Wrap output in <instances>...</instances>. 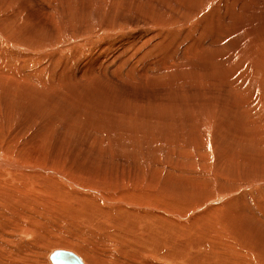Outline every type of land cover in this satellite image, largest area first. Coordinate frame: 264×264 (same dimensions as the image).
<instances>
[{
    "label": "rangeland",
    "instance_id": "rangeland-1",
    "mask_svg": "<svg viewBox=\"0 0 264 264\" xmlns=\"http://www.w3.org/2000/svg\"><path fill=\"white\" fill-rule=\"evenodd\" d=\"M208 1L0 0V58L2 57L0 70L2 69L4 72L13 71V65L15 66L17 62L23 70L18 71L20 69L14 67L16 70L9 74L10 77H3V86L5 88L7 85L9 87H21L22 84L25 83L26 85L27 83L26 86L32 94L30 97V92L26 88L27 90H24L26 99L21 97L22 92L13 90L10 92V96L13 97H6L3 100L0 93V159H9L8 161L12 162L16 159L13 162L14 165L15 163L16 165L25 164L22 158H25L27 162L33 160L39 165L26 163L27 171L32 173L45 172L38 168L41 163H44L64 171L70 177H74V181L77 183L79 181L82 184H95V187L101 191V196H94L96 202L98 201L102 207L104 198L110 200L107 193L110 191L113 195L115 194L113 192L115 188H108L111 186L116 187V189L124 187L125 190L133 188L135 191H144V187H149L150 190L147 188L149 190L147 197L136 198L135 201L137 203H154L169 212L181 208L182 201L179 203L177 200L179 204L174 201L178 197L184 198L188 194L194 197L197 192L210 194L214 193L216 188L215 192L223 190L224 195L227 196L233 193L232 190L238 189L239 191L234 195L227 196L229 210L225 209V213L232 220L224 226L225 234L221 239V245L235 254L249 255L247 257L253 260L257 250L264 252V163L261 161V157L259 161L256 159V157L259 158L258 156L264 154V132L261 130L264 129V92L255 91V88L256 90L257 88L264 90L262 89L264 88V62L259 61L261 68H256V70L249 64H242L238 69L239 65L236 66L238 60L235 57L255 49V52L260 51L264 54V0H210L213 6L211 8L206 6L205 10L204 7ZM212 10L214 11L212 12ZM151 12L155 13V16L151 15L152 18L154 17L155 25L152 24V18L148 16ZM156 14L161 21L165 18L167 20L160 21V24L159 20H155ZM193 17L196 18V22L190 24L189 22ZM171 19L172 21H170ZM106 21L111 22V25ZM104 24L112 28H107L105 27L107 25ZM175 26L179 28L178 36L176 34L178 29ZM181 28L183 29L181 30ZM191 28L192 30H190ZM198 34L199 37H197ZM191 36L195 42L190 39ZM183 40L185 41L183 42ZM196 42L200 44L198 45ZM209 43H214V46ZM202 44L204 47L194 48ZM250 45L254 48L249 49ZM138 47L141 49H136ZM208 47L210 50L214 48V56L217 57L218 61H224L226 65L232 60V63L235 62L234 64L230 63L231 66L229 64L226 66H230L228 69L233 67L232 69L235 71L233 73L229 69L230 73L227 72L226 74L235 77L233 85L227 81L225 83L219 80L220 77L214 75L216 69L210 65V55L207 51H205V57H208V64H201L200 60H198L199 62L195 60L197 59V51L201 54ZM220 51L224 54L227 52L225 56L223 55L224 58L221 57L223 53ZM230 52L234 53L231 54ZM53 69L65 70L70 74V79H66L64 82L57 78L54 79L56 82L48 81L49 77H54L50 76ZM86 69L94 71L91 77L82 76L84 72L87 73ZM182 70L185 71L186 77H175ZM37 71L38 74H36ZM23 72L31 74L30 82L27 81L29 78L24 76ZM53 74L55 75V73ZM192 74L195 80L191 79L194 77L187 79ZM208 75H210L209 78H207ZM242 75L247 81L241 79L242 77L237 78V76ZM64 76L62 75V77ZM250 77L252 81L249 80ZM242 81L245 82L242 83L243 85L241 84ZM250 85L253 86V89H250ZM236 86L240 87H237L239 90ZM230 87H233L232 89L237 91L239 96L234 94L232 89L228 91ZM245 87H248V90ZM5 88L1 92H8ZM242 92L245 98L250 95L252 100L249 97L247 101H242L244 100L242 99L244 97L241 96ZM233 94L238 98L242 97L243 103L239 100L241 103L236 104V107L239 106L238 108L235 107L238 99ZM71 95L76 96L79 100ZM227 96L230 98V102ZM214 97L218 101L213 104ZM249 100L252 102L250 101V103ZM47 101L52 102L51 106H47V108L50 107L48 109L43 106ZM226 101L228 102L226 103ZM230 103H234V105ZM207 104L211 106H206ZM246 104L250 105L246 107ZM201 106L205 107L201 108ZM58 108H63V110H58ZM240 108L244 110L250 108V110L247 111L246 109L245 113L243 112L244 116L247 115L246 118H239L238 116L236 120L235 115L242 113ZM209 109L217 112L210 115L212 117L210 121L208 119ZM234 110L238 111L239 114H236L237 112ZM232 112L233 114L235 112V115ZM136 113L137 116L134 117ZM141 113L143 115L149 114V117L144 116V119ZM195 114L198 117H195ZM107 116H112L111 119L115 117L113 124L122 118L119 121L122 123L119 124L122 130L115 129L108 121ZM126 116H131L135 120L131 117V119L126 118ZM260 116L262 117L261 123L260 121L259 124L254 123V118L259 119ZM122 120L126 121L127 125ZM145 124L147 125L145 126ZM149 130H153L155 133L161 131L163 136L153 138L154 136L147 132ZM241 130H246L245 134L243 133L246 139L252 135L250 139L248 138L249 141L243 138ZM253 131L256 132H254L255 135L252 134ZM258 131H262L261 134ZM129 133L131 134L129 135ZM119 134L121 135L120 138ZM250 140L256 143L254 144ZM217 141L222 144L219 143V146ZM146 148L149 151L145 150ZM9 151L22 158L18 155L13 156V154L6 156ZM30 165L37 167V169L31 168ZM38 173L33 174V176L37 177ZM64 176V179L58 177L63 179L64 183L67 181L68 186H72L69 184L71 180L66 178L67 175ZM254 177L257 178L255 181H253ZM246 179L247 181H245ZM31 206L32 203H30ZM205 208L207 209L208 206L201 207V211H205ZM42 212L39 211L37 215L32 213L34 218L30 219L32 214L27 216V219L20 217L22 223L27 222V225L32 223L34 227L37 225L38 231L42 232L41 234L37 233V235L36 232L29 235H21L19 231L15 232L17 239L13 242V251L11 252L13 255H17L18 252L27 250L26 259L23 260L22 264H49L48 255L53 249L51 247H56V244L59 243L57 240L65 236L71 229H75L70 222L64 223L66 221H60V219L55 222L56 218ZM120 212L129 213L131 211L129 208H121ZM135 217L147 220L149 215L141 211L136 213ZM42 223L44 226L46 225V229ZM62 224L64 225L61 226ZM82 235L86 242L90 244L93 242L98 247L105 258L104 264H174L168 263L164 259V256L174 255L170 244L164 247L163 244H157L155 241L157 246H153L154 243L151 244V242L148 247L140 243L129 248L122 241L114 240L108 235L105 237L102 234L90 232ZM76 238L78 239V237ZM46 240L47 242H45ZM177 240L183 241V238L180 237ZM50 241L53 243L47 246ZM77 242L79 243V240ZM249 242L254 244L256 250L251 246L252 250L247 251ZM202 243L208 242L202 240ZM258 246L262 248H258ZM149 249L150 252L148 253L147 250ZM143 251L147 255L146 257ZM112 259L115 260L112 261ZM0 264L11 263L2 260L0 257Z\"/></svg>",
    "mask_w": 264,
    "mask_h": 264
},
{
    "label": "bare ground",
    "instance_id": "bare-ground-1",
    "mask_svg": "<svg viewBox=\"0 0 264 264\" xmlns=\"http://www.w3.org/2000/svg\"><path fill=\"white\" fill-rule=\"evenodd\" d=\"M4 1V0H3ZM214 1V0H212ZM102 2V1H101ZM214 3V2H213ZM52 4V3H51ZM205 4V3H204ZM53 5V4H52ZM206 6L207 8L208 7H212L213 5L211 4L210 0L206 3L205 5V10H206ZM202 7V5H201ZM215 7V6H214ZM218 7V6H217ZM96 8V7H95ZM44 10V9H43ZM215 10V9H214ZM212 10V12L214 11ZM47 12V11H46ZM49 12V11H48ZM47 12V13H48ZM209 12V11H207ZM216 12V11H215ZM51 13V12H50ZM53 13V12H52ZM158 13V12H157ZM162 13V12H161ZM182 13V12H181ZM155 14V13H154ZM153 12L150 13V16L153 15ZM164 14V13H162ZM161 14V15H162ZM201 14V13H200ZM52 15V14H51ZM68 15V14H67ZM157 15V14H156ZM185 15V14H184ZM215 15V14H214ZM217 15V14H216ZM143 16V15H142ZM159 16H160V13H159ZM165 16H166V13H165ZM53 17V16H51ZM77 17V16H76ZM173 18V16H171ZM45 18V17H44ZM96 18V17H95ZM152 18V17H151ZM150 18V19H151ZM154 18V17H153ZM153 18L151 19L153 21ZM164 18V17H163ZM166 18L168 19L169 17L166 16ZM165 18V19H166ZM15 19V18H14ZM64 19V18H63ZM162 19V17H161ZM165 19H162V21L158 18V15H157V18H155V20H159V22H163ZM166 19V20H167ZM174 19V18H173ZM179 19V18H178ZM185 19V18H184ZM200 19V18H198ZM49 20V19H48ZM145 20V18H144ZM169 20V19H168ZM177 20V19H176ZM182 20V19H181ZM101 21V20H100ZM112 21V20H111ZM114 21V20H113ZM112 21V22H113ZM172 21V19L170 20ZM175 21V19H174ZM208 21V19H207ZM210 21V20H209ZM51 22V21H50ZM83 22V21H82ZM108 23V21H106ZM141 22V21H140ZM143 22V21H142ZM151 22V21H150ZM160 22V24H161ZM189 22V21H188ZM193 22H196V18L193 17L191 20H190V24H192ZM52 23V22H51ZM111 23V22H110ZM110 23H108L109 25H111ZM147 23V22H146ZM149 23V21H148ZM166 23V22H165ZM172 23V22H171ZM170 23V24H171ZM208 23V22H206ZM205 23V24H206ZM49 24V23H48ZM112 24H117V23H112ZM152 24L155 25L154 21L152 22ZM158 24V26L160 25ZM209 24V23H208ZM53 25V24H52ZM104 25H107V24H104ZM103 25V26H104ZM105 26V27H111V26ZM157 25V24H156ZM162 25H166V24H162ZM182 25V24H181ZM194 25V24H193ZM203 25V24H202ZM93 26V25H92ZM207 26V25H206ZM205 26V27H206ZM226 26V25H225ZM41 27V26H40ZM65 27V26H64ZM99 27V26H98ZM114 27V26H113ZM161 27V26H159ZM158 27V28H159ZM176 27V26H175ZM186 27V25H185ZM192 27V26H191ZM208 27V26H207ZM102 28V27H101ZM112 28V27H111ZM178 29V31H176V34L179 32V28L176 27ZM189 28V27H188ZM188 28L187 31H188ZM18 29V28H17ZM84 29V28H83ZM96 29V28H95ZM98 29V28H97ZM96 29V30H97ZM100 29V28H99ZM160 29V28H159ZM174 29V28H173ZM183 28H181L182 30ZM194 29V27H193ZM204 29V28H203ZM232 29V28H230ZM155 30V29H154ZM158 30V29H157ZM176 30V29H174ZM192 30V28L190 29ZM196 30V29H195ZM221 30V29H220ZM18 31V30H17ZM186 31V30H185ZM250 31V30H249ZM76 32V31H75ZM202 32V31H201ZM200 32V33H201ZM215 32V31H214ZM221 32V31H220ZM227 32V31H226ZM74 33V32H73ZM81 33V32H79ZM84 33V32H83ZM89 33V32H88ZM191 33V32H190ZM218 33V32H216ZM249 33V32H248ZM6 34V33H5ZM66 34V33H65ZM71 34V33H70ZM107 34V33H106ZM189 34V32H188ZM221 34V33H220ZM223 34V33H222ZM3 35V34H2ZM55 35V34H54ZM78 35V34H77ZM183 35H186L183 33ZM201 35V34H200ZM35 36V35H34ZM178 36V34H177ZM224 36V34H223ZM226 36V35H225ZM253 36V35H252ZM184 37V36H183ZM193 36H191V40L194 41V38L192 39ZM197 37H199V34L197 35ZM213 37V36H212ZM257 37V36H256ZM19 38V37H18ZM94 38V37H93ZM109 38V37H108ZM181 38V37H180ZM184 38H187V37H184ZM219 38H222L221 36H219ZM225 38V37H224ZM47 39V38H46ZM45 39V40H46ZM49 39V38H48ZM183 39V38H182ZM181 39V40H182ZM215 39V38H214ZM197 40V39H196ZM18 41V40H17ZM35 41V40H33ZM82 41V40H81ZM98 41V40H97ZM111 41V40H110ZM185 40H183L184 42ZM220 41V40H219ZM30 42V41H28ZM38 42V41H36ZM34 42V43H36ZM192 42V41H191ZM195 42V41H194ZM26 43V42H25ZM33 43V44H34ZM49 43V42H48ZM188 43V42H187ZM215 43V42H214ZM213 43V44H214ZM255 43V42H254ZM253 43V44H254ZM38 44V43H36ZM94 44V43H93ZM191 44V43H190ZM196 44H198L196 42ZM200 44V43H199ZM198 44V45H199ZM209 44H212V43H209ZM212 44V45H213ZM216 44V43H215ZM252 44V43H251ZM54 45V44H53ZM107 45V44H106ZM192 45V44H191ZM255 45V44H254ZM1 46V45H0ZM150 46V45H149ZM188 46V44H187ZM196 46V45H195ZM214 46V45H213ZM33 47V46H32ZM128 47V46H127ZM204 47V44L200 45V46H196L194 48H202ZM225 47V46H224ZM253 47V46H252ZM251 45L249 47L252 48ZM68 48V47H67ZM130 48V47H129ZM128 48V49H129ZM222 48V47H221ZM247 48V47H246ZM245 48V49H246ZM254 48V47H253ZM257 48V47H256ZM111 49V48H110ZM132 49V47L130 48ZM136 49H141V48H136ZM209 49V50H208ZM214 49V48H213ZM211 49L208 47L206 48L201 54H199V52L197 51V59L195 60H200L201 64H208V57L206 58L205 55H206V52L207 51L210 55V58H209V63L210 65H212L215 69H216V72L214 73L215 76L217 77H220L219 80L223 81L226 83V81L228 83H230L231 85H233V80H235V77L234 76H230V75H226L227 72L228 74L230 73L229 72V69L232 70V72L234 73L235 71H233L234 69L232 68H229L231 65L230 63L233 62V60L228 64L230 66L226 67L227 65L224 64V61H218L217 57L214 56V50ZM248 49V50H249ZM259 49V48H258ZM257 49V50H258ZM97 50V49H96ZM138 50V51H139ZM146 50V49H144ZM228 50V48H227ZM233 50V49H232ZM247 50V49H246ZM129 51V50H128ZM136 52V50H134ZM156 51V50H155ZM226 50L224 49V52ZM230 51V49L228 50ZM255 50H251V51H248L247 53L245 54H242V55H239V57H234L237 58V67L239 65V68L240 69V66L242 64H249V66L251 65V67L256 70V68H261V65H260V62L259 61H263L264 62V54L263 53H260V51H257L255 52ZM132 52V50H131ZM147 52V50L145 51ZM144 52V53H145ZM221 52V51H220ZM235 52V50H234ZM234 52H230L231 54H233ZM262 52V51H261ZM77 53V52H76ZM148 53V52H147ZM146 53V54H147ZM158 53V52H157ZM223 53V52H221ZM227 53V52H226ZM225 53V54H226ZM101 54V53H100ZM131 54V53H130ZM141 54V53H140ZM143 54V53H142ZM225 54L223 53L221 57L224 58ZM161 55V54H160ZM224 55V56H223ZM22 56V55H21ZM58 56V55H57ZM56 56V57H57ZM135 56L134 52H133V57ZM145 56V55H144ZM238 56V54H237ZM143 57V56H142ZM233 57V56H232ZM2 58V57H1ZM0 58V59H1ZM136 58V57H135ZM141 58V57H140ZM139 58V59H140ZM49 59V58H48ZM230 60V59H229ZM19 61V60H18ZM23 62V61H22ZM125 62V61H124ZM199 62V61H198ZM4 63V66H5V59L3 61ZM56 63V62H55ZM235 63V62H234ZM232 63V64H234ZM18 64V65H17ZM54 64V63H53ZM243 65V66H244ZM2 66V65H0ZM132 66V65H131ZM235 66V65H234ZM235 66V68L237 69V67ZM248 66V65H247ZM246 66V67H247ZM12 67V66H11ZM10 67V69H11ZM14 67H18V71H23L21 70L22 69V66H20V64L17 62L16 65L14 66L13 65V71L11 70H7L8 72H4L2 69L0 70V93H1V98L4 100L6 97H11L10 95V92H12L13 90L16 91V92H22L20 95H22L21 97H25V89L27 88V83L25 85L22 84L21 87H16V86H12V87H9V85H5L6 88L3 86V77H10L9 74H11L12 72H14V70H16V68ZM49 67V66H48ZM57 67V66H56ZM55 67V68H56ZM59 67V66H58ZM130 67V66H129ZM151 68V65L149 66ZM1 68V67H0ZM148 68V69H150ZM251 68V69H252ZM235 69V70H236ZM257 69V70H258ZM87 70V69H86ZM147 70V69H146ZM230 70V71H231ZM244 71V69H242ZM246 70V69H245ZM248 70V68H247ZM39 71V70H38ZM37 71L36 74H38L39 72ZM57 69H53L51 70V75L50 76H54V77H49V80L50 82H54L57 79L61 80V82L65 81L66 79H70V74H68L65 70H62V71H57ZM85 71V70H84ZM238 71V70H237ZM249 71V70H248ZM260 71V70H259ZM262 71V70H261ZM253 72V71H252ZM32 73V72H30ZM55 73V75L53 74ZM66 73H67V76H66ZM94 73L93 70H87V73L84 72L82 76H92ZM244 73V72H242ZM246 73V71H245ZM24 76L28 77L29 79L27 80L28 82H30V76L31 74H26L24 73ZM22 74V75H23ZM241 74V73H240ZM250 73H248L249 75ZM254 74V73H253ZM259 74V73H258ZM62 75H65L64 77H62ZM147 75V74H146ZM246 75V77L248 76ZM81 76V75H80ZM184 76L186 77V73L184 70H182L178 75H176L175 77H182L184 78ZM250 76V75H249ZM66 77V78H65ZM89 77V78H90ZM146 77V76H145ZM191 77H194L193 74L192 75H189L187 79H190ZM210 75H208L207 78H209ZM214 77V76H213ZM216 77V78H217ZM238 77H242L241 79H245L243 78L244 76H237ZM62 78H65L64 80ZM248 78V77H247ZM255 78V77H254ZM5 79V78H4ZM26 79V78H25ZM25 79L23 81H25ZM48 79V78H47ZM46 79V80H47ZM55 79V80H54ZM81 79V78H80ZM191 79H194L195 80V77L194 78H191ZM240 79V80H241ZM252 78L250 77V81ZM6 80V79H5ZM45 80V79H44ZM45 80V81H46ZM216 80V79H215ZM247 81V79H245ZM95 81V80H94ZM191 81V80H190ZM204 81V80H203ZM209 81V80H208ZM208 81H207V85H208ZM16 82V81H15ZM18 82V81H17ZM41 82L44 84V82L41 80ZM56 82V81H55ZM201 82V81H200ZM206 82V80H205ZM204 82V83H205ZM210 82V81H209ZM212 82V81H211ZM220 82V81H219ZM244 81L241 82V84L243 83ZM264 82V81H263ZM22 83V82H20ZM203 83V84H204ZM218 83V82H217ZM225 83H223L225 85ZM235 83V82H234ZM245 83V82H244ZM243 83V84H244ZM261 83V82H260ZM202 84V82H201ZM229 84V85H230ZM242 84V85H243ZM247 84V83H246ZM249 84H252V82ZM17 85V84H16ZM45 85H46V82H45ZM215 85V84H214ZM237 85V84H236ZM29 86V84H28ZM202 86V85H201ZM222 86V85H221ZM240 86V84H239ZM239 86H236L239 87ZM261 86V85H260ZM50 87V86H49ZM235 87V86H234ZM242 87V86H241ZM249 87V86H248ZM248 87L246 88V90H248ZM253 86L250 85V89H253L252 88ZM263 87V86H262ZM3 88L7 89L8 92H1V90H3ZM217 88V87H216ZM219 88V87H218ZM233 88V87H232ZM231 87L228 88V91H231L232 89ZM235 88V89H236ZM240 88V87H239ZM239 88H237L239 90ZM243 88V87H242ZM241 88V89H242ZM255 88V87H254ZM28 89V88H27ZM26 89V90H27ZM264 89V88H262ZM46 90V89H45ZM233 90V89H232ZM245 90V91H246ZM6 91V90H5ZM27 91L30 92V90L28 89ZM26 91V92H27ZM234 91V90H233ZM244 91V90H243ZM250 91V90H249ZM252 92H254V90H251ZM255 91H260L261 93L264 92V90H261L260 88H255ZM80 92V91H79ZM235 92V91H234ZM232 92V93H234ZM14 93V92H13ZM33 93V92H32ZM218 93V92H217ZM229 93V92H227ZM259 93V92H258ZM258 93H256L257 95H259ZM220 94V92L218 93ZM234 94H238L237 91L234 93ZM233 94V95H234ZM244 94L243 92L241 93V96L244 97ZM15 95V94H13ZM31 92H30V97L31 96ZM73 95V94H72ZM71 95V96H72ZM225 94H223L224 96ZM232 95V94H231ZM234 95V97L236 98L237 96ZM36 96V95H35ZM42 96V95H41ZM219 96V95H217ZM229 96V95H228ZM227 96V97H228ZM239 96V94H238ZM240 96V98H236L238 99L235 103V107H236V104L238 105V103L242 100V101H247V98L251 99V96L249 95L246 96L247 98H242ZM254 96V95H253ZM13 97V96H12ZM11 97V98H12ZM29 97V98H30ZM34 97V96H33ZM73 98L77 99L76 96H72ZM222 97V96H220ZM225 97V96H224ZM233 97V96H232ZM231 97V99H233ZM15 98V96H14ZM17 98V96H16ZM80 98V97H79ZM215 98V97H214ZM223 98V97H222ZM229 98V97H228ZM234 98V99H235ZM242 98V99H241ZM253 98V97H252ZM27 99V98H26ZM35 99V98H34ZM42 99V98H41ZM40 99V100H41ZM235 99V100H236ZM256 99V98H255ZM262 99V98H261ZM10 100V99H9ZM12 100V99H11ZM29 100V99H28ZM36 100V99H35ZM34 100V101H35ZM37 100H38V97H37ZM79 100V99H77ZM214 100V99H213ZM224 100V99H223ZM227 100V98H226ZM240 100V101H239ZM252 100V99H251ZM249 100V102L251 101ZM73 101V100H72ZM218 100H216L215 98V101L212 102L213 104L215 102H217ZM222 101V100H221ZM220 101V102H221ZM230 98H229V102H230ZM241 101V102H242ZM18 102V101H17ZM50 102V101H49ZM47 101V103H44L43 106L48 109L50 107L47 108V106H51L52 105V102L49 103ZM70 102V101H68ZM228 101H226L227 103ZM240 102V103H241ZM252 102V101H251ZM250 102V103H251ZM24 103V102H23ZM67 103V102H66ZM128 103V102H126ZM225 103V102H224ZM243 103V102H242ZM36 104V103H35ZM105 105L107 103H104ZM111 104V103H110ZM204 104V103H203ZM230 104H233L234 103H230ZM42 105V104H40ZM103 105V104H102ZM126 105V104H125ZM211 106L210 104H207L206 106ZM226 105V104H224ZM241 105V104H240ZM247 105L249 106L250 104H246V107ZM60 106V105H59ZM68 106V105H67ZM104 106V105H103ZM227 106V105H226ZM230 106V105H229ZM12 107V106H11ZM56 107V106H54ZM52 107V108H54ZM109 107V106H108ZM202 107H205V106H201ZM239 107V106H238ZM236 107V108H238ZM243 107V106H242ZM245 107V105H244ZM252 107V106H251ZM43 108V107H41ZM51 108V109H52ZM64 108V107H63ZM63 108H58V110H63ZM129 108V107H128ZM198 108H199V104H198ZM207 108V107H206ZM205 108V110H206ZM215 108V107H213ZM234 108V107H233ZM234 108V109H236ZM40 109V108H39ZM51 109H49L51 111ZM107 109V108H106ZM124 109H127V108H124ZM200 109V108H199ZM228 109H231V107ZM241 109V114L238 113V111H235L237 112L236 114H239V115H235V112L233 115H235V119L237 120V117L239 116V118H246L245 116L247 115H243V112L245 113V110L247 109H243V108H240ZM56 110V111H58ZM90 110V109H89ZM100 110V109H99ZM138 110V109H137ZM204 110V109H203ZM210 110V109H209ZM233 110V109H232ZM239 110V109H238ZM244 110V111H243ZM250 110V108H249ZM247 109V111H249ZM263 110V109H262ZM53 111V110H52ZM66 111V110H65ZM98 111V109H97ZM96 111V112H97ZM101 111V110H100ZM104 112H106L105 110H103ZM111 111V110H110ZM130 111V110H129ZM246 111V113H248ZM54 112V111H53ZM132 112V111H131ZM169 112V111H168ZM203 112V111H202ZM216 111H211L208 112L209 114V121L210 119L212 118L210 115H212V113L215 114ZM133 113V112H132ZM130 113V114H132ZM145 113V112H144ZM154 113V112H153ZM204 113V112H203ZM217 113V112H216ZM221 113V112H220ZM19 114V113H18ZM60 114V113H59ZM90 114V113H89ZM134 114V113H133ZM132 114V115H133ZM142 114V113H141ZM199 114V113H198ZM232 114H231V119H232ZM250 114V112H249ZM252 114V113H251ZM114 115V113H113ZM116 115V114H115ZM122 115V114H121ZM126 115V114H125ZM143 115V114H142ZM196 115V116H195ZM194 116L195 117H198L197 114H195ZM230 115V114H229ZM137 116V113L136 115H134V117ZM146 116V117H149V114H145L143 115V117ZM98 117V116H97ZM108 117V121L111 122V125L115 128V129H118V130H122V128H120L119 124V121H121L120 119L122 118H118L119 121L117 120L116 121V124H113L115 123L113 120H115V117L113 119H111V117L107 116ZM123 118H125V116H122ZM129 118L131 119L132 117L131 116H126V118ZM131 117V118H130ZM139 117H142V116H139ZM214 117V116H213ZM161 118V117H159ZM181 118V117H180ZM188 118V117H187ZM220 118V117H219ZM238 118V119H239ZM262 117L260 116L259 119H255L254 118V123L256 124H259L258 122L260 121L261 123V119ZM37 119V118H36ZM66 119V118H64ZM98 119H100L98 117ZM133 119V118H132ZM145 119V117H144ZM195 119V118H194ZM207 119V118H206ZM207 119V120H208ZM215 119V118H214ZM124 120H128V119H124ZM135 120V119H133ZM138 120V119H137ZM140 120V119H139ZM142 120V119H141ZM140 120V121H141ZM193 120V119H192ZM228 120V119H227ZM97 121V120H96ZM102 121V120H101ZM123 121V120H122ZM162 121V120H161ZM218 121V120H217ZM229 121H230V118H229ZM48 122V121H47ZM126 122V121H125ZM123 121V123H125ZM128 122V121H127ZM198 124L199 122L196 121ZM26 123V122H25ZM140 123V122H139ZM138 123V124H139ZM166 123V122H165ZM205 123V122H204ZM263 123V122H262ZM122 124V123H121ZM126 124V123H125ZM136 124V123H135ZM196 124V123H195ZM201 124V123H200ZM228 124V123H227ZM127 125V124H126ZM147 124H145L146 126ZM151 125V124H150ZM194 125V124H193ZM234 125V124H232ZM241 125V124H240ZM110 126V125H109ZM111 126V127H112ZM201 126V125H200ZM257 126V125H256ZM25 127V126H24ZM129 127V126H127ZM150 127V126H149ZM157 127V126H156ZM210 127V126H209ZM247 127V126H246ZM132 128V127H131ZM134 128V126H133ZM132 128V129H133ZM140 128V127H139ZM145 128V127H144ZM147 128V127H146ZM242 128H244L242 126ZM107 129V128H106ZM142 129V128H140ZM159 129V127H158ZM161 129V128H160ZM190 129V128H189ZM217 129V128H216ZM241 129V128H240ZM248 129V128H247ZM250 129V128H249ZM255 131H256V127L254 128ZM253 129V130H254ZM128 130V129H127ZM227 130V129H226ZM263 130L264 132V129H261ZM108 131H109V128H108ZM113 131V129H112ZM116 131V130H115ZM126 131V130H124ZM129 131V130H128ZM144 131V130H143ZM163 131V130H162ZM194 131V130H193ZM218 131V130H217ZM220 131V130H219ZM242 131V134L245 131L241 130ZM252 131V130H251ZM252 132V134H254V132ZM130 132L131 129H130ZM134 132H137L134 130ZM147 132H150V134H152L154 137L153 138H160L163 136V132L159 131L158 133H155L153 130H149ZM146 132V133H147ZM157 132V131H156ZM221 132V131H220ZM248 132V130H247ZM257 132V131H256ZM255 132V133H256ZM259 132V131H258ZM262 132V131H260ZM259 132V134H261ZM111 133V132H110ZM115 133V132H114ZM141 133H142V130H141ZM165 133H167L165 131ZM164 133V134H165ZM187 133V132H186ZM222 133V132H221ZM251 134V132H249ZM40 134V133H39ZM113 134V132H112ZM116 134V133H115ZM118 134V132H117ZM131 133H129L130 135ZM139 134V133H137ZM158 134V135H157ZM206 134V133H205ZM212 134V133H211ZM240 134V133H238ZM240 134V135H242ZM245 134V133H244ZM244 134H243V138H245V140H247L248 138L250 139V137H252V135L249 137H244ZM9 135V134H8ZM120 135V134H119ZM125 135V134H124ZM128 135V134H127ZM128 135V136H129ZM146 135V134H145ZM168 135V134H167ZM218 135V134H217ZM255 135V134H254ZM41 136V134H40ZM117 136V135H116ZM115 136V138H116ZM179 136V135H178ZM210 136V135H209ZM246 136H248L246 134ZM261 136V135H260ZM262 136H263V133H262ZM261 136V137H262ZM43 137V136H42ZM45 137V136H44ZM121 137V135L119 136V138ZM126 137V136H125ZM131 137V136H129ZM222 137V136H221ZM114 138V139H115ZM118 138V137H117ZM147 138V137H146ZM254 138V136H253ZM252 138V139H253ZM208 139V138H207ZM248 139V141H249ZM104 140V139H103ZM115 140H120V139H115ZM124 140V138H123ZM181 140V139H180ZM188 140V138H187ZM220 140V139H219ZM254 140V139H253ZM253 140L251 142H253ZM260 140V139H259ZM11 141V140H10ZM239 141V140H238ZM256 141H257V138H256ZM117 142V141H115ZM120 142V141H119ZM122 142V141H121ZM208 142V141H207ZM215 142V141H214ZM218 142V141H217ZM216 142V144H217ZM9 143V142H8ZM219 143L221 142H218V145ZM245 143V142H244ZM254 144L256 143L255 141L253 142ZM259 143V142H258ZM7 144V143H6ZM118 144V143H117ZM120 144V143H119ZM127 144V143H126ZM222 144V143H221ZM248 144V143H247ZM136 145V144H135ZM213 145V144H212ZM217 145V146H218ZM238 145V144H237ZM152 146V145H151ZM220 146V145H219ZM251 146H254V145H251ZM260 146V145H259ZM264 146V145H263ZM6 147V146H5ZM36 147V146H35ZM233 147V146H232ZM257 147V146H256ZM7 148V147H6ZM149 149V147H147ZM145 149V150H148V149ZM151 148V147H150ZM228 148V147H227ZM235 148V147H234ZM238 148V147H237ZM258 148V147H257ZM256 148V149H257ZM1 149V148H0ZM153 149V148H152ZM155 149V148H154ZM233 149V148H232ZM254 149V150H256ZM264 149V148H263ZM216 150V149H215ZM231 150V149H230ZM239 150V149H238ZM8 151V150H7ZM39 151V150H38ZM149 151V150H148ZM234 151V150H233ZM4 152V151H2ZM40 152V151H39ZM138 152V151H137ZM151 152V151H150ZM238 152V151H237ZM263 152V151H262ZM261 152V153H262ZM135 153V152H134ZM152 153V152H151ZM220 153V152H219ZM239 153V152H238ZM1 154V153H0ZM4 154V153H3ZM13 154V156H16L18 154L16 153H12V152H8L6 156H11ZM248 154V153H247ZM259 154V153H258ZM38 155V154H36ZM58 155V154H57ZM146 155V154H145ZM255 155V154H254ZM262 155V154H261ZM258 156L259 158L256 157L257 161L260 160V157L262 158L261 161L264 163V154L262 156ZM5 156V155H4ZM3 156V157H4ZM19 156V155H18ZM29 156L31 157V155L29 154ZM35 156V155H34ZM60 156V155H59ZM147 156V155H146ZM149 156V155H148ZM241 156V155H240ZM21 157V156H19ZM33 157V156H32ZM141 157V156H140ZM229 157V156H228ZM6 158V157H4ZM17 158V157H16ZM22 158V157H21ZM24 159L23 161H25V164H17L15 163L14 165V161L16 160H13L12 161H8L9 159H0V238H1V242H0V257L2 258V260L4 261H8L9 263L11 264H22L23 260L26 259V254H27V250L24 249L23 251H20V253L16 251L17 255H13V253L11 251H13V248H12V245H13V242L16 241V237H15V232L16 231H19V234H24V235H29L31 233H35L36 232V235L37 233L38 234H41L42 232L38 231V226L36 228V226L34 227V225L30 224V225H27L26 223H22V220H20V217H23V219H27L28 217L27 216H30L32 213H36L34 215H37L39 213V211H43L45 213H48V215H50L51 217H54L56 218V220H54L55 222H57V220L60 219L61 220H64L66 222L64 223H69L71 225H73V229H71V231H69L65 236H62L61 239L57 240L59 243L56 244V247H51L53 249L50 250L49 252V255H48V258H49V264H57L55 263L52 259H51V254L56 251V250H59V249H64V250H70L72 252H75L84 262V264H101V263H105L104 261V257L102 256V254L100 253V250H98V247L95 246V244L92 242L91 244L86 242L84 239H83V235L82 234H85L88 232L90 233H96V234H102L104 235L105 237H110L114 240H120L122 241L123 244H125L127 247H132V246H137L138 244L140 243H143L146 245V247H148V245L153 244L155 241H157V244L160 243V244H163V246L165 247L167 244H170L172 246V251L174 253L173 256H164V259L168 262V263H174V264H264V252H261V251H256L257 254L256 256L253 258V260H251L250 257H247L245 255H241V254H235L233 253L231 250L229 249H225L222 245H221V239L223 237V235L225 234V229H224V226L226 223H228V221L232 220V218H228L227 217V214L225 213V209H228V199H227V196H232L234 195V193H237L239 190L238 189H235V190H232L231 194L225 196L224 195V191H217V188L216 190L214 191V193H207L205 194H202L200 192H197V195L196 196H189L188 195H185L184 198L183 197H178V199L174 200L176 204H179L180 201H182V205H181V208L180 209H176L174 212H169V211H166V210H163L160 206L152 203H137V201H135L136 198H144V197H147V194H149V190L150 188L149 187H144V191H135L132 189H123V188H119V189H116V187H108L110 189L112 188H115L113 190V192L115 193L114 195L109 191L108 196L110 197V200H107L104 198L103 200V207L101 206V204L97 201L96 202V197L95 196H101V191L99 190V188L95 187V184H89V183H83L82 182H79L78 183L76 181H74V177H70V175H68L67 173L65 174L64 171L54 167V166H49L47 164H44V163H41L38 168L39 169H42L43 171L45 172H35V173H38L39 175H37V177L33 176V174L35 175V173H32L30 171H27V165L26 163H32V165H36L37 163L36 162H27V160L25 158H22ZM21 159V160H22ZM29 159V158H28ZM33 159V158H32ZM145 159V158H144ZM217 159V158H216ZM220 159V158H219ZM31 160V158L29 159ZM134 160V159H133ZM143 160V159H142ZM147 160V158H146ZM18 161V160H17ZM135 161V160H134ZM220 161V160H219ZM218 161V162H219ZM20 162V161H19ZM43 162V161H42ZM144 162V161H143ZM137 163V162H136ZM256 163V162H255ZM52 164V163H51ZM146 164V163H145ZM218 164V163H217ZM29 165V164H28ZM39 165V164H37ZM29 167V166H28ZM31 168H35L37 169V167H33L30 165ZM29 167V168H30ZM137 167V166H136ZM38 169V170H39ZM36 171V170H35ZM261 171V170H260ZM34 172V171H33ZM68 172V171H67ZM71 174V173H69ZM261 174V173H260ZM64 175H67L66 178H69V180H71L69 182V184H71L72 186H68L67 184V181L66 183L63 182V179L65 178ZM213 175V174H212ZM262 175V174H261ZM33 176V177H31ZM64 178L63 179H60V177ZM110 176V175H109ZM254 176V175H253ZM127 177V176H126ZM110 178V177H109ZM246 178V177H245ZM252 178V177H251ZM257 179V178H256ZM255 177L253 179V181L256 180ZM67 180V179H66ZM92 181V180H91ZM247 181V179L245 180ZM249 181V180H248ZM93 183V182H91ZM252 183V182H251ZM133 184V183H132ZM254 184V183H253ZM124 186V185H123ZM249 186H252V185H249ZM254 186V185H253ZM136 187V186H135ZM140 188H143V187H140ZM149 190H148V189ZM225 188V187H224ZM106 189V188H105ZM138 189V188H137ZM246 189V188H245ZM105 191V190H104ZM201 191V190H199ZM43 192V193H40ZM163 192V191H162ZM166 192V191H164ZM105 193V192H104ZM173 193V191H172ZM175 193V192H174ZM186 193V191H185ZM192 193V191H191ZM199 193V194H198ZM95 195V196H94ZM173 195V194H172ZM192 195V194H191ZM95 197V198H93ZM172 200V198H171ZM179 200V203H177ZM173 201V202H174ZM39 202V203H38ZM30 203H32V206L30 207ZM36 203V204H35ZM215 203V204H213ZM118 204V205H117ZM111 205V206H110ZM115 205V206H114ZM117 205V206H116ZM210 205V206H209ZM207 207L208 208L206 209L205 208V211H201V207ZM121 208H129L131 212L129 213H121L120 212V209ZM235 209V207H234ZM177 210H181V211H177ZM229 210V209H228ZM233 210V209H231ZM230 210V211H231ZM145 212L146 214L149 215V218L147 220L145 219H142V218H137L135 217V214L136 213H139V212ZM201 211V212H200ZM243 211V210H242ZM42 212V213H43ZM197 212V213H196ZM229 212V211H228ZM33 214L31 215L32 217H29L30 218H34L33 217ZM40 215V214H39ZM180 215V216H178ZM229 215V214H228ZM27 217V218H26ZM49 217V216H48ZM47 217V218H48ZM181 219H179V218ZM184 217V218H183ZM37 218V217H36ZM35 218V219H36ZM50 218V217H49ZM32 220V219H31ZM30 220V221H31ZM40 220V219H39ZM38 220V221H39ZM49 220V219H47ZM37 221V222H38ZM46 221V220H44ZM43 221V222H44ZM29 222V221H28ZM42 222V221H41ZM51 222V221H50ZM29 224V223H28ZM39 224V223H38ZM46 224V222H45ZM52 224V223H50ZM61 224V223H60ZM64 224H62L61 226H63ZM69 225V224H68ZM70 225V226H71ZM41 226V225H39ZM42 226L43 223H42ZM46 226V225H45ZM44 226V227H45ZM53 226V225H52ZM56 226V225H55ZM43 227V228H44ZM65 227V226H64ZM72 227V226H71ZM242 227V226H241ZM246 228V227H245ZM244 228V229H245ZM42 229V228H40ZM46 229V227H45ZM54 229V228H53ZM68 229V228H67ZM250 229V228H248ZM59 230V229H58ZM246 230V229H245ZM247 231V230H246ZM45 232V230H44ZM163 234H162V233ZM18 233V232H17ZM48 234V233H46ZM17 235V234H16ZM35 235V234H34ZM78 235V236H77ZM91 235V234H90ZM41 236V235H40ZM95 236V235H94ZM99 236V235H98ZM44 237H45V234H44ZM78 237V239L76 238ZM101 237V236H100ZM183 238V241H178L177 239L178 238ZM235 237V236H234ZM239 237V236H238ZM37 238V237H36ZM90 238V237H89ZM28 239L29 236H28ZM15 240V241H14ZM43 240V239H42ZM45 240V239H44ZM79 240V243L77 242ZM202 240H207L208 243H202ZM257 240V239H256ZM94 241V240H93ZM252 241V240H251ZM39 242V241H38ZM43 242V241H42ZM47 242V240L45 241ZM113 242V241H112ZM118 242V241H117ZM44 243V242H43ZM53 243V241L49 242L47 246L51 245ZM98 243V242H97ZM20 244V243H19ZM27 244V243H26ZM25 244V245H26ZM36 244V243H34ZM157 244H153V246H157ZM15 245V244H14ZM17 245V244H16ZM28 245V244H27ZM26 245V246H27ZM30 245V244H29ZM38 245V244H37ZM46 245V244H45ZM22 246V245H21ZM31 246V245H30ZM36 246V245H35ZM33 246V247H35ZM252 247H254L255 249V246L254 244L251 242H249V245H247V251L250 252L252 250ZM29 248V246H27ZM33 247H31L33 249ZM46 247V246H45ZM20 248V247H19ZM258 248H262L261 246H258ZM30 249V248H29ZM20 250V249H19ZM22 250V249H21ZM31 250V249H30ZM29 250V251H30ZM145 250V249H144ZM250 250V251H249ZM256 250V249H255ZM158 251V250H157ZM33 252V250H32ZM35 252H37L35 250ZM147 252L149 253L150 252V249L147 250ZM26 253V254H25ZM143 254L144 256L146 257L147 255H145L144 251H143ZM151 254V253H150ZM19 255V256H18ZM111 257V256H110ZM263 257V258H262ZM110 259V258H109ZM181 259V260H180ZM29 260V259H28ZM115 260V259H112V261ZM110 261V260H109ZM108 262V261H106ZM122 262V261H121ZM33 263V262H32ZM39 263V262H38ZM26 264V263H24ZM125 264V263H123ZM129 264V263H128Z\"/></svg>",
    "mask_w": 264,
    "mask_h": 264
},
{
    "label": "water",
    "instance_id": "water-1",
    "mask_svg": "<svg viewBox=\"0 0 264 264\" xmlns=\"http://www.w3.org/2000/svg\"><path fill=\"white\" fill-rule=\"evenodd\" d=\"M51 259L57 264H84L75 252L64 249L54 251L51 254Z\"/></svg>",
    "mask_w": 264,
    "mask_h": 264
}]
</instances>
